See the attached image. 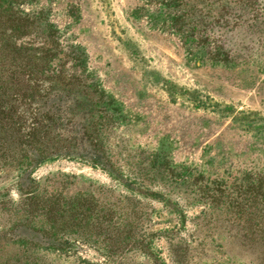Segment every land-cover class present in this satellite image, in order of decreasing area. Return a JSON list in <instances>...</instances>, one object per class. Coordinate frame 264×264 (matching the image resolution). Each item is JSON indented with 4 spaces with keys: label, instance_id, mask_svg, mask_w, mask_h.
I'll use <instances>...</instances> for the list:
<instances>
[{
    "label": "rangeland",
    "instance_id": "1",
    "mask_svg": "<svg viewBox=\"0 0 264 264\" xmlns=\"http://www.w3.org/2000/svg\"><path fill=\"white\" fill-rule=\"evenodd\" d=\"M187 2L18 6L89 88L66 101L76 149L0 171V261L264 264V0Z\"/></svg>",
    "mask_w": 264,
    "mask_h": 264
},
{
    "label": "trees",
    "instance_id": "2",
    "mask_svg": "<svg viewBox=\"0 0 264 264\" xmlns=\"http://www.w3.org/2000/svg\"><path fill=\"white\" fill-rule=\"evenodd\" d=\"M33 1L0 0V171L26 172L54 154L76 149L71 142L65 144V139H77L62 128L66 101L89 88L67 67L81 55L62 44L40 12L28 14L18 7ZM187 1L195 8V0ZM257 4L258 0L247 4L254 16L261 15ZM221 11L229 12L224 7ZM24 240L17 243L38 248L33 239ZM44 256L37 254L40 264H55Z\"/></svg>",
    "mask_w": 264,
    "mask_h": 264
}]
</instances>
